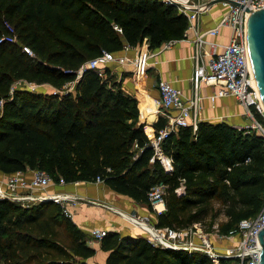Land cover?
Masks as SVG:
<instances>
[{
    "label": "trees",
    "instance_id": "1",
    "mask_svg": "<svg viewBox=\"0 0 264 264\" xmlns=\"http://www.w3.org/2000/svg\"><path fill=\"white\" fill-rule=\"evenodd\" d=\"M3 20L13 24L33 56L15 44L0 43L1 172L38 168L65 183L94 182L100 176L111 190L146 204L150 211L154 210L148 191L163 183L165 210L156 212L157 227L198 225L209 214L214 197L227 217L218 227L219 234H228L241 219L258 213L264 204L261 135L226 121H200L195 132L189 126L172 130L161 142L173 165L168 173L138 122L136 98L108 69L102 77L82 68L102 50L116 54L125 44L139 45L144 37L151 50L185 37L187 19L173 5L160 0H0V36L6 31ZM79 69L75 94L42 96L22 89L9 93L14 80H42L57 86L75 79ZM165 125L160 116L153 124L155 133ZM247 157L250 160L245 162ZM181 180L184 192L178 194L174 190ZM46 203L32 205L27 221L46 210L52 212L53 207L44 208ZM13 204L0 200V251L6 224L16 223L10 216ZM58 212L64 216L60 207ZM64 221L73 254L55 243L49 247L74 259L71 264H87L84 259L95 250L69 216ZM101 248L108 252L104 264H214L204 252L162 248L145 236L115 231L106 232Z\"/></svg>",
    "mask_w": 264,
    "mask_h": 264
},
{
    "label": "built area",
    "instance_id": "2",
    "mask_svg": "<svg viewBox=\"0 0 264 264\" xmlns=\"http://www.w3.org/2000/svg\"><path fill=\"white\" fill-rule=\"evenodd\" d=\"M164 4L173 5L179 13L187 19L185 36L189 30L194 32L195 52L192 58L195 62L192 81L194 86L193 97L188 99L183 96L181 89L173 86L170 82L161 80L157 83L159 91V103L161 116L166 119V125L157 133L152 131L147 133L150 145L153 147L155 156L161 162L166 172L173 170L171 158L163 153L161 142L166 135L180 127H191L193 132L197 131L199 118V106L197 89L201 83L215 85L216 91L210 95L214 101L218 97L226 95L234 97L243 107L244 113L252 119L250 127L264 138V104L256 83L248 55L246 41L247 19L256 8H264V0H160ZM235 4H234V3ZM220 3L225 7V13L220 17L213 27H202L198 25L201 16L210 12L213 4ZM5 33L0 36V43L6 42L15 44L29 56H33V51L28 45L23 44L17 37L13 24L3 20ZM114 29L120 28L114 25ZM229 31L226 42H220L212 37L217 36L221 30ZM173 40L165 42L170 45ZM131 48L125 44L121 51L126 52ZM153 56V50L149 48L147 37L143 38L142 45L136 50L132 58L133 73L137 77L145 76L149 68V59ZM128 56L116 55L112 52L102 50L85 62L82 68L95 70L99 75L105 77L107 66L117 61L125 63ZM81 73L79 69L76 78L66 81L64 84L68 88L66 92L75 94V85ZM39 85L33 81L17 79L11 83L9 93L16 89L36 92ZM65 93V92H63ZM4 99L0 98V110ZM259 114L260 118H254V114ZM249 157L245 158L248 162ZM95 183H103L100 176L94 180ZM175 188V192L182 194L184 186L182 184ZM57 183H65L62 178ZM55 184L51 175L43 169H31L27 171H16L13 173H3L0 178V200L7 199L24 204H37L41 202H53L61 208V211L69 216L68 206H73L79 201L80 196L69 192H49V186ZM166 185L163 183L152 186L148 191V198L152 206H157L159 202L164 204L163 196ZM91 202L97 203L92 200ZM115 212L116 208L109 207ZM158 212V211H157ZM138 222L144 221L151 226L153 231L145 228L141 230L146 234V238L154 246L171 249H183L186 251H200L206 253L215 264H220L224 258H233L237 264H259V246L257 235L264 227V204L258 213L249 218L241 219L237 226L228 234H219V238H234L232 244L224 246L222 251L217 250L208 234L194 230L197 226L187 228H175L171 226L157 227L151 225L145 219L135 218ZM107 231L94 228L90 231V238L101 241Z\"/></svg>",
    "mask_w": 264,
    "mask_h": 264
},
{
    "label": "crops",
    "instance_id": "3",
    "mask_svg": "<svg viewBox=\"0 0 264 264\" xmlns=\"http://www.w3.org/2000/svg\"><path fill=\"white\" fill-rule=\"evenodd\" d=\"M213 4L210 12L201 16L198 25L202 27H213L217 24L225 11L214 8ZM229 31L226 29L212 37L220 42H226ZM194 32L189 30L187 35L181 39H175L170 45L164 43L153 50V56L149 59V68L145 76L137 77L133 73L132 58L138 49L131 47L128 51H120L116 55L128 56V60L120 64L117 61L111 62L107 69L114 74L115 78L121 82V87L129 94L133 95L138 104L139 119L143 124L145 133L154 130L153 124L161 116L159 103V91L157 83L161 80L170 82L173 86L181 89L185 98H192L194 86L192 81L195 62L192 55L195 52ZM215 85L201 83L197 89L199 118L200 121L210 123L226 121L237 127L248 126L249 116L243 120V107L237 100L229 95L218 97L212 101L210 95L216 91ZM224 99L231 105H225ZM151 128L147 132L145 127ZM240 127V126H239ZM4 172L0 171V178ZM49 192H69L75 193L81 199L73 206H68L69 218L76 227L85 235L87 244L95 250L94 255L84 259L87 264H104L108 252L101 248V241L90 238V231L94 228L105 231H115L120 235H141V228L136 226L128 218L145 219L152 225L156 222V212L165 210V205L161 208L153 206L154 211H150L148 206L132 200L126 195L118 194L111 190L104 183L95 182H67L56 183L48 187ZM92 200L97 203L91 202ZM109 205V206H108ZM109 207L116 208L119 212L111 210ZM79 259V258H78Z\"/></svg>",
    "mask_w": 264,
    "mask_h": 264
},
{
    "label": "rangeland",
    "instance_id": "4",
    "mask_svg": "<svg viewBox=\"0 0 264 264\" xmlns=\"http://www.w3.org/2000/svg\"><path fill=\"white\" fill-rule=\"evenodd\" d=\"M214 8L220 10V12L225 11V7L220 3L215 4ZM141 45L142 43L136 47L139 48ZM33 82L39 85L36 92L42 96L60 95L68 90L64 82L57 86L42 80ZM224 101L225 105H231L227 103L226 99ZM248 116V114L242 115L243 120L247 119ZM249 118L251 120L248 122V126L239 125L240 127L237 126V128H251L250 125L253 119L250 116ZM254 118L258 119V115L254 114ZM54 183L56 184L57 182L54 181ZM140 204L147 206L144 203ZM31 206V204L14 202V210L10 212V216L16 223L6 224V232L2 234L5 246L0 251V264H71L74 259L58 253L48 245L50 243L58 244L67 254H73V240L66 228L65 214L63 213L64 216H62L58 212V205L48 202L44 205V208L48 207V209H51L53 207V211L49 212L46 210L42 215H38L36 220L28 222L27 218L31 215ZM36 207L39 209L38 206ZM226 219L224 206L214 197L210 201L209 214L202 222L196 225L197 227L194 230L208 234L213 244L218 247L217 250L222 251L224 246L230 245L234 241V238H219L218 227ZM150 224L152 225V223ZM26 232L36 234L37 237L35 239L29 238L25 235ZM140 232L141 236L146 237L142 230ZM224 259L225 263L220 262V264H237L233 258Z\"/></svg>",
    "mask_w": 264,
    "mask_h": 264
},
{
    "label": "water",
    "instance_id": "5",
    "mask_svg": "<svg viewBox=\"0 0 264 264\" xmlns=\"http://www.w3.org/2000/svg\"><path fill=\"white\" fill-rule=\"evenodd\" d=\"M246 41L251 68L264 104V8H256L250 13L246 25ZM28 234L33 238L37 237L36 234ZM257 238L259 264H264V227Z\"/></svg>",
    "mask_w": 264,
    "mask_h": 264
},
{
    "label": "bare ground",
    "instance_id": "6",
    "mask_svg": "<svg viewBox=\"0 0 264 264\" xmlns=\"http://www.w3.org/2000/svg\"><path fill=\"white\" fill-rule=\"evenodd\" d=\"M157 206H158V208H161L162 207V203L161 202H159L158 204H157ZM130 220H131V222L133 223V224H135L136 226H139L140 228H145V229H148V230H150V231H153L152 230V228H151V226L150 225H148L147 223H145L144 221H140V222H138L136 219H132V218H130V217H128Z\"/></svg>",
    "mask_w": 264,
    "mask_h": 264
}]
</instances>
